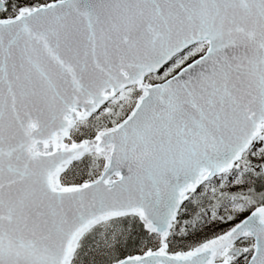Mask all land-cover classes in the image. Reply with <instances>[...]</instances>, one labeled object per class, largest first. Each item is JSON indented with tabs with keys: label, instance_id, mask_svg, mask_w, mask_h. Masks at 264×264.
Wrapping results in <instances>:
<instances>
[{
	"label": "snow or ice",
	"instance_id": "6c2138e0",
	"mask_svg": "<svg viewBox=\"0 0 264 264\" xmlns=\"http://www.w3.org/2000/svg\"><path fill=\"white\" fill-rule=\"evenodd\" d=\"M0 264H264V0H0Z\"/></svg>",
	"mask_w": 264,
	"mask_h": 264
}]
</instances>
